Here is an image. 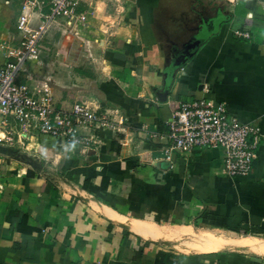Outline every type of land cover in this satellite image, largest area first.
Listing matches in <instances>:
<instances>
[{
  "label": "crops",
  "instance_id": "1",
  "mask_svg": "<svg viewBox=\"0 0 264 264\" xmlns=\"http://www.w3.org/2000/svg\"><path fill=\"white\" fill-rule=\"evenodd\" d=\"M23 1L0 0V66ZM39 45L18 82L113 129L91 132L86 153L18 125V143H0V264H264L236 243L264 244V0H76ZM190 98L259 128L249 176H225L220 150L162 157Z\"/></svg>",
  "mask_w": 264,
  "mask_h": 264
},
{
  "label": "built area",
  "instance_id": "2",
  "mask_svg": "<svg viewBox=\"0 0 264 264\" xmlns=\"http://www.w3.org/2000/svg\"><path fill=\"white\" fill-rule=\"evenodd\" d=\"M45 5L49 6L50 13L38 16V23L33 27L31 21L36 19V11ZM75 5L76 0L22 2L16 18L19 47L8 51L12 60L0 66V134L3 136L0 143H11V134L18 125L86 153L97 146V138L91 132L113 129L106 115L96 114L86 105L73 104L69 110L58 109L50 89L44 87L33 93L27 84L18 82L26 63L37 65L39 62V41L46 31L47 21L71 15ZM7 126L9 129L5 132ZM260 137L259 128L241 123L228 112L224 103L190 98L179 101L168 122V133L161 137L160 152L170 162L176 156H186L195 150H220L223 153L222 173L231 178H243L252 170Z\"/></svg>",
  "mask_w": 264,
  "mask_h": 264
},
{
  "label": "bare ground",
  "instance_id": "3",
  "mask_svg": "<svg viewBox=\"0 0 264 264\" xmlns=\"http://www.w3.org/2000/svg\"><path fill=\"white\" fill-rule=\"evenodd\" d=\"M150 230H152V229H150ZM144 233H146V231H144ZM249 238V237H248ZM219 240V239H218ZM243 240V239H242ZM215 241V240H214ZM217 241V240H216ZM191 242L193 243V245L195 246L196 245V243H195V240H193V239H191ZM205 242V241H204ZM229 242H231V241H229ZM258 241L257 240H244V241H239L238 242V240H237V244H239V245H242L243 247L244 246H247V247H249V248H251V249H253V250H256V251H259V252H261V253H264V244L262 245V243L261 242H259V243H261V244H259V243H257ZM264 242V241H263ZM217 243V242H216ZM216 243H206V244H201L200 242L198 243L197 242V247H196V249L197 250H199V251H204L205 249H213V248H221L222 246H221V244H216ZM225 243H227V242H225ZM224 243V244H225ZM232 243V242H231ZM233 243H234V241H233ZM235 243V244H236ZM166 244H167V242H166ZM228 244V243H227ZM230 246V245H229ZM232 246V245H231ZM192 248H195V247H192ZM248 248V249H249ZM195 249V250H196ZM194 250V251H195Z\"/></svg>",
  "mask_w": 264,
  "mask_h": 264
},
{
  "label": "rangeland",
  "instance_id": "4",
  "mask_svg": "<svg viewBox=\"0 0 264 264\" xmlns=\"http://www.w3.org/2000/svg\"><path fill=\"white\" fill-rule=\"evenodd\" d=\"M9 129V126H7V127H5V129ZM7 129V130H8ZM24 131H35V130H32V129H30V128H24ZM36 132V131H35ZM20 133V132H19ZM19 133L17 134L16 132L15 133H13V134H11V137H10V139H12L11 140V143L12 144H15V142H17L18 143V137H19ZM37 133V132H36ZM26 134V133H25ZM37 134H39V133H37ZM39 135H41V134H39ZM44 136H47V135H44ZM0 137H3L2 136V134H0ZM1 143H6L5 141L4 142H1ZM7 143H10V142H7ZM11 147V146H10ZM15 150V149H14Z\"/></svg>",
  "mask_w": 264,
  "mask_h": 264
}]
</instances>
